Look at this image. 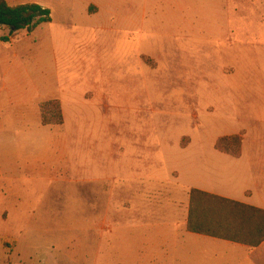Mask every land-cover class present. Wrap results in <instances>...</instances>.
<instances>
[{"label": "rangeland", "instance_id": "obj_1", "mask_svg": "<svg viewBox=\"0 0 264 264\" xmlns=\"http://www.w3.org/2000/svg\"><path fill=\"white\" fill-rule=\"evenodd\" d=\"M7 1L52 22L0 28V264H157L195 156L264 155V0ZM52 100L66 129L43 131Z\"/></svg>", "mask_w": 264, "mask_h": 264}, {"label": "crops", "instance_id": "obj_2", "mask_svg": "<svg viewBox=\"0 0 264 264\" xmlns=\"http://www.w3.org/2000/svg\"><path fill=\"white\" fill-rule=\"evenodd\" d=\"M34 114L35 116L39 114L38 106ZM63 114L66 119L64 109ZM37 120V126L43 131L59 129L45 127ZM64 127L66 129L65 123ZM243 145L244 141L239 157L218 151L216 145L215 152L196 155L195 162L190 168L193 172L207 174V178L191 185L188 193L199 190L264 210V155H253L249 158L243 151ZM132 203L131 212L124 217V223L135 229L142 224V220L144 222L146 215L140 212L144 203ZM187 208L186 216L181 219H178L175 213L173 221L171 217L169 220L155 219L163 228L162 243L159 247L162 260H155L157 264H168L170 259L171 264H264V243L258 248L249 249L242 245L188 232L189 205ZM113 222L115 223V220Z\"/></svg>", "mask_w": 264, "mask_h": 264}, {"label": "trees", "instance_id": "obj_3", "mask_svg": "<svg viewBox=\"0 0 264 264\" xmlns=\"http://www.w3.org/2000/svg\"><path fill=\"white\" fill-rule=\"evenodd\" d=\"M51 22V10L42 5L29 3L12 6L7 0H0V28L9 29L11 36L22 31L33 34L40 25ZM2 41L8 42V38H3ZM40 116L43 126L64 124L59 100L43 103L40 106ZM231 141L236 142L237 152L223 147ZM243 141V134L220 139L216 149L239 157ZM187 230L192 234L255 249L264 243V210L207 192L192 190Z\"/></svg>", "mask_w": 264, "mask_h": 264}]
</instances>
